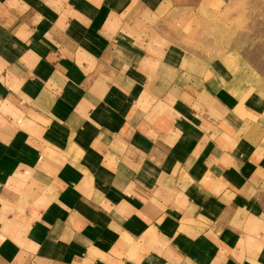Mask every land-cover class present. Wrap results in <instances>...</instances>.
<instances>
[{"label": "crops", "instance_id": "crops-1", "mask_svg": "<svg viewBox=\"0 0 264 264\" xmlns=\"http://www.w3.org/2000/svg\"><path fill=\"white\" fill-rule=\"evenodd\" d=\"M208 1L0 0V264H264L263 92L178 33Z\"/></svg>", "mask_w": 264, "mask_h": 264}, {"label": "rangeland", "instance_id": "rangeland-1", "mask_svg": "<svg viewBox=\"0 0 264 264\" xmlns=\"http://www.w3.org/2000/svg\"><path fill=\"white\" fill-rule=\"evenodd\" d=\"M207 3L214 10L199 8L198 18H188L178 30L187 48L210 55L236 54L251 67L254 86L264 95V0Z\"/></svg>", "mask_w": 264, "mask_h": 264}]
</instances>
